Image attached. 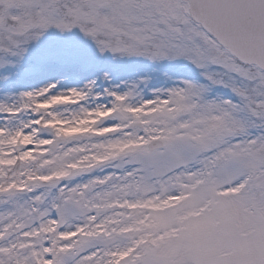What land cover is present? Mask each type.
Here are the masks:
<instances>
[{"label":"snow or ice","instance_id":"6c2138e0","mask_svg":"<svg viewBox=\"0 0 264 264\" xmlns=\"http://www.w3.org/2000/svg\"><path fill=\"white\" fill-rule=\"evenodd\" d=\"M0 264H264V0H0Z\"/></svg>","mask_w":264,"mask_h":264}]
</instances>
